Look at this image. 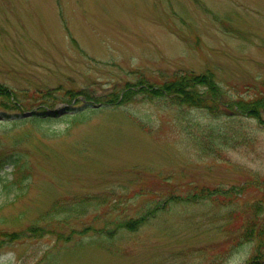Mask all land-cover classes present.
<instances>
[{
  "label": "rangeland",
  "instance_id": "1",
  "mask_svg": "<svg viewBox=\"0 0 264 264\" xmlns=\"http://www.w3.org/2000/svg\"><path fill=\"white\" fill-rule=\"evenodd\" d=\"M191 69L213 70L226 90L264 91V0H0V82L28 106L0 108V117L10 114L0 123V158L14 150L27 163L12 188L0 181V264L244 262L247 249L231 243L220 213L227 203L264 199V122L121 96L126 82L161 83ZM46 86L55 96L44 102L35 89ZM67 90H85L104 106L20 121L25 110L69 103ZM112 90L120 95L109 103ZM4 164L1 176L12 178ZM216 186L238 188V196L183 201ZM85 197L84 213L73 208L46 231L28 230L54 203ZM164 198L172 203L156 221L109 239L94 235L106 220L139 218ZM66 225L76 230L70 240L55 234ZM11 233L20 235L6 239Z\"/></svg>",
  "mask_w": 264,
  "mask_h": 264
},
{
  "label": "trees",
  "instance_id": "2",
  "mask_svg": "<svg viewBox=\"0 0 264 264\" xmlns=\"http://www.w3.org/2000/svg\"><path fill=\"white\" fill-rule=\"evenodd\" d=\"M215 72L213 70H205L202 72H195L194 70H178L173 73L171 78H166L161 83L150 82L147 78H138L136 84L126 82L122 89L121 96H129L134 93H140L145 95L149 99H157L164 106L173 108L177 107L178 111L183 112L182 108H196L204 109L208 114L213 117L225 116L229 120H235L234 118L242 117L243 119H257L262 122L260 118L261 111L264 110V91L261 90H247L246 94L234 93V91L227 92L223 90L218 84L215 78ZM138 86L137 90L133 87ZM37 90V98H44L48 101L50 98L55 96L50 93L49 88L42 91L41 88ZM234 93V94H233ZM64 94L72 99L77 94H82L85 98H89L87 94L79 90H67ZM112 98L109 101H115L120 95L118 92L111 93ZM13 89L7 85L0 83V108L8 109H19L20 99ZM231 112H233L231 114ZM84 112H78L74 117L82 116ZM227 114V115H225ZM241 114V115H240ZM10 114H6L9 117ZM34 119V118H33ZM38 119V118H35ZM243 119H238L235 122H240ZM6 122L5 120L1 121ZM11 123H16V120H11ZM15 141V140H14ZM13 141V142H14ZM0 162L10 165L14 169V176L26 169V162L23 154L19 151L5 152L4 156L0 158ZM4 164V165H5ZM0 181L5 187L14 183L12 179L3 178L0 174ZM223 189V188H222ZM221 191L226 193L230 198L231 195L238 196V188H227L221 190L219 187L213 189L211 193L215 194V191ZM210 193V194H211ZM199 195L194 196L193 194L187 195L183 200L188 203L196 202ZM60 203H56L48 210L47 213L42 216L35 218L32 222V232L44 231V227L39 226V222L42 220L52 221L55 223V219L58 217L61 208ZM159 208V204L147 206L149 209L143 217L138 219L127 220L122 224V227L117 224V230L120 228L126 229H137L142 220L148 219V215L152 218L155 213L154 210ZM66 212V206H64ZM61 209V210H62ZM231 214L237 216V220L233 222ZM221 217L225 220L223 225L227 227L228 236L230 237L231 243L247 249V257L244 259L243 264H264V199H254L251 204H246L240 208L234 207L229 204V210L227 213H220ZM234 216V215H233ZM57 222V221H56ZM111 224V221H110ZM112 225V224H111ZM112 228H104L98 236L108 238L113 235ZM71 230V227H69ZM6 238L14 239V234H5ZM253 246V248H252ZM251 249V257L249 256Z\"/></svg>",
  "mask_w": 264,
  "mask_h": 264
},
{
  "label": "water",
  "instance_id": "3",
  "mask_svg": "<svg viewBox=\"0 0 264 264\" xmlns=\"http://www.w3.org/2000/svg\"><path fill=\"white\" fill-rule=\"evenodd\" d=\"M53 111L52 110H49V111H47V113L49 114V113H52ZM29 113H25V115H28Z\"/></svg>",
  "mask_w": 264,
  "mask_h": 264
}]
</instances>
